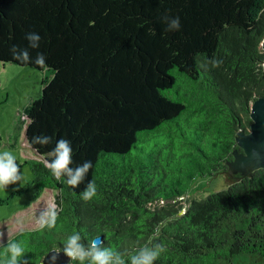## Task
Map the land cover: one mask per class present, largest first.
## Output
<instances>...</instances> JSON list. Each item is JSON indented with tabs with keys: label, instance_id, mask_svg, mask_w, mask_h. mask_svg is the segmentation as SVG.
<instances>
[{
	"label": "trees",
	"instance_id": "1",
	"mask_svg": "<svg viewBox=\"0 0 264 264\" xmlns=\"http://www.w3.org/2000/svg\"><path fill=\"white\" fill-rule=\"evenodd\" d=\"M166 13L180 18L179 31H165ZM30 32L41 41L29 52L33 60L43 53L46 67L13 59L10 49L27 48ZM263 36L264 0H0V61L47 73L15 138L32 174L22 211L47 192L58 205L54 227L0 244V264L8 241L22 243L27 264H41L75 232L126 260L162 244L154 264H264V168L188 200L201 178L242 154L236 136L249 130V106L264 96ZM182 114L183 123L198 119V142L186 139ZM37 135L52 142L30 147ZM60 138L72 144L73 167L92 162L77 188L44 163ZM189 144L194 151L174 156ZM89 180L98 191L84 201Z\"/></svg>",
	"mask_w": 264,
	"mask_h": 264
},
{
	"label": "rangeland",
	"instance_id": "2",
	"mask_svg": "<svg viewBox=\"0 0 264 264\" xmlns=\"http://www.w3.org/2000/svg\"><path fill=\"white\" fill-rule=\"evenodd\" d=\"M173 74L174 76L178 75L175 70ZM45 75H47L45 71L0 61V151L7 149L13 152L17 157L22 175L20 182L9 185L5 189H0V221L12 216L6 223L0 224V233H3V239H0V244L19 231L39 228L37 221L40 215L53 205H56L58 210V205L55 201L57 196L47 192L39 198L40 202L32 205L26 211H22L29 204L33 194L29 185L32 174L28 165L23 164L19 159L15 140L24 112L32 100L39 96ZM184 116L182 114L179 118L181 123H183L182 118ZM197 123L198 119L192 117L190 122H184L182 127L187 134L186 139L193 143L198 142V137L205 135L200 133V130L195 125ZM177 130L180 131L179 128ZM186 139L184 141L188 143ZM167 140L164 137L161 142ZM189 145L177 148L174 156L178 157L181 152L194 151V147L191 144ZM183 158L180 157L181 160ZM175 160V157L172 156V161ZM251 171L250 165L240 168L231 163L225 172L216 174L213 177L201 178L202 189L193 193L188 197V200H202L208 194L223 190L241 177L248 176ZM182 203H187L185 197Z\"/></svg>",
	"mask_w": 264,
	"mask_h": 264
},
{
	"label": "clouds",
	"instance_id": "3",
	"mask_svg": "<svg viewBox=\"0 0 264 264\" xmlns=\"http://www.w3.org/2000/svg\"><path fill=\"white\" fill-rule=\"evenodd\" d=\"M167 27L166 32L179 31L181 28L180 18L178 16H170L167 13L162 17ZM25 39L29 42L27 48L12 46L10 52L13 59L21 64H32L43 68L46 67V56L37 52L33 60L29 48L38 49L40 46L41 36L38 33H27ZM52 142V138L48 135H37L31 138L29 145H48ZM34 152H39L38 148H33ZM72 144L66 138H60L55 142L54 148L46 154L51 159H45L44 163L50 170L51 174L60 180L66 178V183L72 188H77L84 181L92 167L91 161H84L73 167ZM22 175L17 157L11 150L0 151V189L20 182ZM96 184L89 180L86 187L81 193L84 201H90L97 195ZM58 217L57 206L53 205L42 213L38 219V225L41 229L55 226ZM0 239H3V233H0ZM6 258L3 264H27L26 260H22L25 255V249L21 242L8 241L4 244ZM165 251L162 244L152 246L145 245L135 251L134 254L125 259V254L113 250L111 247L104 246L103 241L97 237L89 243L85 244L79 232H75L67 237L63 246V254L68 258L69 264H154L160 254Z\"/></svg>",
	"mask_w": 264,
	"mask_h": 264
},
{
	"label": "water",
	"instance_id": "4",
	"mask_svg": "<svg viewBox=\"0 0 264 264\" xmlns=\"http://www.w3.org/2000/svg\"><path fill=\"white\" fill-rule=\"evenodd\" d=\"M260 48L264 52V36L260 42ZM264 71V61L262 64ZM249 118L251 120L249 130L240 132L236 136V143L242 149V154L233 152L235 160L232 162L237 167L250 165L252 171L264 168V96L256 98L249 106ZM96 239V238H95ZM68 258L62 250L52 249L42 258L41 264H68Z\"/></svg>",
	"mask_w": 264,
	"mask_h": 264
}]
</instances>
